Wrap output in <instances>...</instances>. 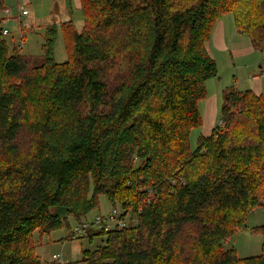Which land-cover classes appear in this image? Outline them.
Returning a JSON list of instances; mask_svg holds the SVG:
<instances>
[{
  "label": "trees",
  "instance_id": "trees-1",
  "mask_svg": "<svg viewBox=\"0 0 264 264\" xmlns=\"http://www.w3.org/2000/svg\"><path fill=\"white\" fill-rule=\"evenodd\" d=\"M79 10L81 31L59 26L57 63L55 24L39 59L9 50L0 0V264H42L43 238L70 217L81 225L101 196L134 222L89 234L105 246L69 264H264V226L256 257L224 245L261 208L264 97L229 88L218 127L194 151L189 142L218 76L206 47L216 23L232 15L263 51L264 0H79Z\"/></svg>",
  "mask_w": 264,
  "mask_h": 264
},
{
  "label": "rangeland",
  "instance_id": "rangeland-1",
  "mask_svg": "<svg viewBox=\"0 0 264 264\" xmlns=\"http://www.w3.org/2000/svg\"><path fill=\"white\" fill-rule=\"evenodd\" d=\"M28 4V5H27ZM4 5L9 10V15L2 13V18L8 19L7 23H3L2 28L6 30L4 36L9 50L13 47L21 46V54L30 55L39 59L41 56L40 46L43 41L44 28L49 25H57L58 35L54 47V60L57 63H62L67 60L62 35L59 29L60 24L72 21L76 30L79 32L83 27V16L78 8L76 0H4ZM28 12V15L22 16L20 19L19 8ZM6 11V10H5ZM232 16V15H229ZM7 21V20H6ZM20 25L21 29L18 27ZM22 30V31H19ZM21 32V33H20ZM23 37V41L21 39ZM212 53V51L210 50ZM40 61L36 60L37 66ZM223 63H218V69L221 70ZM219 120H217L215 127H218ZM203 127L194 129L189 138L190 148L194 151L197 147V140L202 136ZM264 189L262 192L261 208L255 209L247 217L246 222L241 229L235 230L230 240L224 245L225 249H233L236 255L241 258L256 257L261 254L263 238L261 235L254 232V229L264 226ZM115 211V213H113ZM122 215V217H120ZM124 215V216H123ZM111 216L115 222L121 220L120 226H114L113 222H103L98 224V219L103 221L108 220ZM134 222L131 211L125 213L124 210L115 205L110 204L105 196L99 197L98 209L81 218V224L86 223L89 227L86 229L85 236L66 239L71 231L76 227L81 228L80 224L72 217L69 218V229L63 228L61 230L51 233L49 236L43 238V243L37 246L36 253L40 257L42 264H56L53 261L54 255H61L62 259L69 263L80 261L83 258L84 251L93 252L99 247L105 246L106 236H94L91 241L87 238L90 235L97 234L101 228L109 230L117 228V230H124L130 227ZM123 226V227H121ZM115 227V228H114Z\"/></svg>",
  "mask_w": 264,
  "mask_h": 264
},
{
  "label": "crops",
  "instance_id": "crops-1",
  "mask_svg": "<svg viewBox=\"0 0 264 264\" xmlns=\"http://www.w3.org/2000/svg\"><path fill=\"white\" fill-rule=\"evenodd\" d=\"M76 3L79 8V0ZM7 22L8 19L4 23ZM206 47L217 65L218 76L206 84L207 98L199 104L203 137L214 129L222 97L229 88L264 97L263 53L254 49L247 36L237 30L233 16L226 15L216 23ZM220 62L225 66L221 70L218 69Z\"/></svg>",
  "mask_w": 264,
  "mask_h": 264
},
{
  "label": "built area",
  "instance_id": "built-area-1",
  "mask_svg": "<svg viewBox=\"0 0 264 264\" xmlns=\"http://www.w3.org/2000/svg\"><path fill=\"white\" fill-rule=\"evenodd\" d=\"M19 12H20V21H21V17L22 16H26V15H28V12L27 11H25V10H23V8L22 7H20L19 8ZM3 33L4 34H6L7 32H6V30L5 31H3ZM262 53H263V61H264V49H263V51H262ZM220 124V123H219ZM113 213H115V211L113 212ZM121 220H117L116 222H115V220L113 219V216H111L108 220H106V221H103V220H101V219H98V224L99 225H101L103 222L105 223V222H108L109 224L110 223H112L113 222V225L114 226H120V224H122V222H120ZM81 228H79V227H76L73 231H72V233H73V236H76V237H83V236H85V231H86V229L89 227V225L88 224H86V223H82L81 225ZM121 227H123V226H121ZM107 229L109 230V226H107ZM53 261H55L56 262V264H65L66 262L62 259V256L61 255H54L53 256Z\"/></svg>",
  "mask_w": 264,
  "mask_h": 264
}]
</instances>
